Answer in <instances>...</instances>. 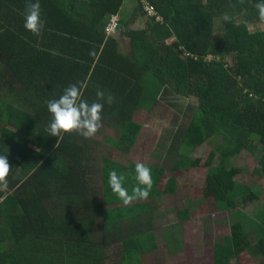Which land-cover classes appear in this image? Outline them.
Segmentation results:
<instances>
[{
    "label": "trees",
    "instance_id": "trees-1",
    "mask_svg": "<svg viewBox=\"0 0 264 264\" xmlns=\"http://www.w3.org/2000/svg\"><path fill=\"white\" fill-rule=\"evenodd\" d=\"M146 1L154 15L146 14L143 0L128 14L120 11L131 0H39L44 27L37 36L23 26L27 0H0V155L11 167L0 191V264H142L156 249L152 221L128 219L115 231L103 225L92 182L100 174L95 136L55 137L47 130L45 101L70 84L84 82L89 103L97 90L113 95L111 105L101 101L102 125L119 136L104 134L103 140L120 152L135 142L134 115L150 111L171 87L192 98L194 108L187 127L170 140L180 133L189 144L218 137L224 159L248 151L256 161L251 175L264 178V28L247 29L264 26L255 7L261 0ZM109 13L120 16L112 33L104 31ZM141 15L143 26L135 23ZM190 163L181 155L169 169ZM210 179L215 208L232 220L213 263L233 264L239 240L264 264L262 208L249 216L241 211L256 200L246 176L220 167ZM173 187L172 177L162 189L153 183L147 199L173 194ZM176 213L180 221L189 218L185 208ZM112 244L115 256L107 261Z\"/></svg>",
    "mask_w": 264,
    "mask_h": 264
},
{
    "label": "rangeland",
    "instance_id": "rangeland-1",
    "mask_svg": "<svg viewBox=\"0 0 264 264\" xmlns=\"http://www.w3.org/2000/svg\"><path fill=\"white\" fill-rule=\"evenodd\" d=\"M135 4V0H131L127 6L125 4L121 14L130 13ZM145 21L146 17L141 15L135 23L143 26ZM263 28L262 24H247L249 31ZM193 108L192 98L178 96L171 87H165L150 111L140 110L134 115L133 121L138 124L139 131L128 152H120L103 140L104 134L118 138L119 132L113 126L102 125L95 135L100 143V174L92 182L103 207L102 223L106 230L115 231L128 219L143 224L153 222L156 249L144 255L142 264H215L213 254L221 247L223 238L231 233L232 221L228 212L218 211L211 199L210 174L220 167L241 169V174L246 176V184L256 195V200L241 211L249 216L257 208H262L257 220L264 216V178L251 175L256 166L254 154L242 151L237 158L229 161L220 154L224 140L218 137L189 144L180 133L179 137L174 136L170 140L176 131L187 127ZM181 155L191 160L190 165L170 171V165ZM137 162L150 167L153 183L158 189H162L165 180L172 177L174 193L154 200H134L125 205L109 187L108 172L115 169L118 173L131 174L125 181V187L129 189ZM220 185L226 187L222 182ZM183 208L189 218L180 221L176 210ZM115 246L112 244L107 248V261L115 256ZM234 249L236 259L233 264H262L242 248L239 240L235 241Z\"/></svg>",
    "mask_w": 264,
    "mask_h": 264
},
{
    "label": "clouds",
    "instance_id": "clouds-1",
    "mask_svg": "<svg viewBox=\"0 0 264 264\" xmlns=\"http://www.w3.org/2000/svg\"><path fill=\"white\" fill-rule=\"evenodd\" d=\"M243 2V0H241ZM259 18L264 21V0L255 5ZM41 5L39 0H27L23 12L24 28L33 35H40L44 27L41 19ZM225 19H228L226 16ZM52 55H59L58 51L51 50ZM92 55V53H90ZM84 82L70 84L57 99L45 101L47 111L51 114V120L47 130L51 136L62 137L63 133H77L85 139L96 135L102 126L101 113L104 103L109 105L114 103L111 93L97 90V99L89 103L83 98ZM11 170L6 155H0V191L4 194L7 187V176ZM128 173H118L115 169L108 172V184L125 205L134 200L147 199L150 195L153 180L149 166L143 162H137L134 169V179L136 183L131 187V191L125 187V181L129 177ZM6 195V194H5ZM4 195V196H5ZM2 199V197H0Z\"/></svg>",
    "mask_w": 264,
    "mask_h": 264
},
{
    "label": "built area",
    "instance_id": "built-area-1",
    "mask_svg": "<svg viewBox=\"0 0 264 264\" xmlns=\"http://www.w3.org/2000/svg\"><path fill=\"white\" fill-rule=\"evenodd\" d=\"M143 8L147 15L151 16L155 14L153 6L149 4L146 0H143ZM119 18L120 16L118 13H109V15L107 16V22L105 23L104 26V31L106 33L114 32L119 26V22H120ZM158 18L159 15L156 14V19Z\"/></svg>",
    "mask_w": 264,
    "mask_h": 264
}]
</instances>
